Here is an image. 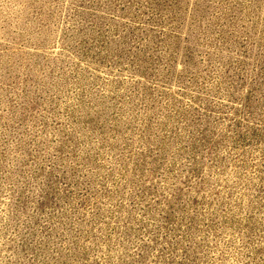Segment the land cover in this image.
I'll list each match as a JSON object with an SVG mask.
<instances>
[{"label": "rangeland", "instance_id": "1", "mask_svg": "<svg viewBox=\"0 0 264 264\" xmlns=\"http://www.w3.org/2000/svg\"><path fill=\"white\" fill-rule=\"evenodd\" d=\"M0 264H264V0H0Z\"/></svg>", "mask_w": 264, "mask_h": 264}]
</instances>
